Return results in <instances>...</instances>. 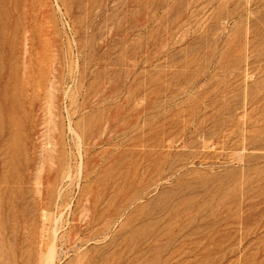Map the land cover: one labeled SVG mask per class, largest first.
<instances>
[{
    "label": "rangeland",
    "instance_id": "374dc122",
    "mask_svg": "<svg viewBox=\"0 0 264 264\" xmlns=\"http://www.w3.org/2000/svg\"><path fill=\"white\" fill-rule=\"evenodd\" d=\"M0 264H264V0H0Z\"/></svg>",
    "mask_w": 264,
    "mask_h": 264
}]
</instances>
